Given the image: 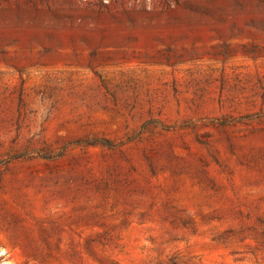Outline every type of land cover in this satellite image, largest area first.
<instances>
[{"label": "rangeland", "instance_id": "obj_1", "mask_svg": "<svg viewBox=\"0 0 264 264\" xmlns=\"http://www.w3.org/2000/svg\"><path fill=\"white\" fill-rule=\"evenodd\" d=\"M0 264H264V0H0Z\"/></svg>", "mask_w": 264, "mask_h": 264}, {"label": "trees", "instance_id": "obj_2", "mask_svg": "<svg viewBox=\"0 0 264 264\" xmlns=\"http://www.w3.org/2000/svg\"><path fill=\"white\" fill-rule=\"evenodd\" d=\"M104 144L107 145V146H109V147H114V145L110 141H108V140H105L104 141Z\"/></svg>", "mask_w": 264, "mask_h": 264}]
</instances>
